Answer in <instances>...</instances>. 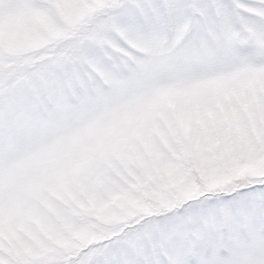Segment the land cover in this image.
Instances as JSON below:
<instances>
[{"label": "snow or ice", "instance_id": "snow-or-ice-1", "mask_svg": "<svg viewBox=\"0 0 264 264\" xmlns=\"http://www.w3.org/2000/svg\"><path fill=\"white\" fill-rule=\"evenodd\" d=\"M0 264H264V0H0Z\"/></svg>", "mask_w": 264, "mask_h": 264}]
</instances>
